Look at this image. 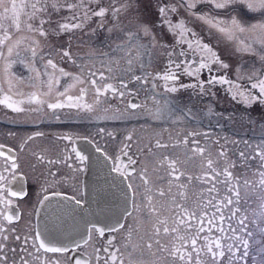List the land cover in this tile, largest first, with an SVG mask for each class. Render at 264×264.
<instances>
[{
    "label": "snow or ice",
    "instance_id": "1",
    "mask_svg": "<svg viewBox=\"0 0 264 264\" xmlns=\"http://www.w3.org/2000/svg\"><path fill=\"white\" fill-rule=\"evenodd\" d=\"M96 19L100 28L107 25L111 51L90 47L74 58L71 38L65 46L62 37ZM23 31L27 35H17ZM245 34L251 39H242ZM42 41L49 51L39 55ZM38 55L43 71L36 67ZM53 55L78 71L59 67L57 76ZM97 55L104 57L98 77L88 64ZM242 56L256 60L249 65L240 62ZM162 57L167 63L161 72ZM17 64L32 74L28 79L36 90L4 94L0 105L33 114L41 124L60 122L57 110L74 109L72 118L97 127L83 135L53 134L67 143L55 155L47 147L31 152V176L23 171L19 153L45 133L22 138L18 152L0 144V264H264V0H0V72L9 92L13 80L23 79L16 75ZM157 81L164 82L163 102ZM215 85H227L230 100L240 106L241 125L251 132L243 141L252 149L248 154L240 150L230 158L220 139L201 146L196 137L207 141V132L189 131L169 144L138 137L135 124L120 130L99 126L143 120L139 127L145 129L211 119L222 115L211 103L194 113L167 94L192 89L215 97ZM73 89L77 94H70ZM140 90L151 91L152 106L126 99L138 97ZM257 107L259 121L251 115ZM107 140L114 142L111 147ZM181 146L182 153L169 152ZM196 159L200 171L193 174L185 166ZM238 168L243 171L235 174ZM65 169L72 174L71 185ZM194 183L210 184L207 196L201 188L190 198ZM218 184L227 186L222 199L216 198ZM249 193L256 207L243 209L242 203L253 202ZM21 204L29 208L23 236L15 226Z\"/></svg>",
    "mask_w": 264,
    "mask_h": 264
},
{
    "label": "flooded vegetation",
    "instance_id": "2",
    "mask_svg": "<svg viewBox=\"0 0 264 264\" xmlns=\"http://www.w3.org/2000/svg\"><path fill=\"white\" fill-rule=\"evenodd\" d=\"M207 40L206 38H204ZM105 52V51H103ZM87 52L83 53H76L73 55L74 58H79L81 56H85ZM22 55H25V53L22 51ZM46 54L45 51L39 53V55ZM54 62L57 64V70L56 75L59 76V67H64L66 70H71L73 72H77L78 70L72 67L67 63L66 60L61 59L59 55H53L52 56ZM104 57H101L97 55L96 57L88 60V64L94 65L93 71H97V77L99 76V71H103L104 69L101 68V60H103ZM243 61H240L242 63H246L244 59H241ZM256 60V59H255ZM38 62L40 63V66L37 67L41 71H43V62L38 58ZM78 62H81L78 60ZM167 58L162 57L159 62V70L162 72L166 66ZM151 70V69H149ZM49 72H53L51 68L48 69ZM15 72L17 77H23V79H16L12 81V91L9 92V83L2 72H0V96L4 94L13 95L17 92H23L24 94H28L36 89H34L31 85L32 83H36L35 81H30L28 77L32 75L31 73H28L25 68L22 65L17 64L15 68ZM115 73H113L114 75ZM108 75V73H106ZM205 78L207 76V73L204 74ZM185 83H192L189 78L184 77ZM106 82H113V81H100L98 79V83H106ZM164 82L163 81H157V91L161 93V96L159 97L161 99V102H163V99L165 98V95L163 93V88L160 87ZM66 86L65 81H62L61 90H63V87ZM227 85H215L211 91L216 93L215 97H212L211 92L205 94L204 96H200L197 91H193L192 89L187 90H180L178 93L175 94H167L170 95L172 98L177 100L181 106H187L193 109L194 113H198L199 110L204 109L206 110L209 103H211L214 106V111L217 115L211 117V119H203L201 122H197L195 120L192 121H185L181 124H172L171 122H165L161 124H157L154 127L145 128L142 129L139 127L140 124H143L144 121L141 120L139 122H129L127 124H121L117 122H110L104 125L109 130L112 129H123L124 127H127L131 129L133 125L135 124L136 127V135L138 137H145V138H152L153 140L155 138H161L163 142H167L169 144L176 141V139L182 138L184 134H186L189 131H195L198 133H209V138L206 141L203 135L197 136L196 139L200 140L201 146L210 147L212 145V141L216 139H220L222 144H225V147L229 150V157L232 159L237 158L238 151L243 150L246 154L250 153L252 149H249L245 146L243 143L244 140H250L251 139V132L248 131L247 128L243 127L241 125L240 116H241V110L240 106H238L235 102L230 100V96L227 93ZM150 88V86H149ZM70 94H77V91L75 89L72 90ZM109 95H111L109 93ZM152 93L151 91L145 92L144 90H140L139 96H131L127 97L126 99H131L133 102H139V103H145L149 106H152L151 101ZM14 98H19L18 96H14ZM88 100L91 102L92 100V91L89 90L88 93ZM118 103V102H114ZM121 107H123L121 105ZM62 120L60 122H57L55 120H46L44 123H39V120L37 117H35L33 114L25 113V114H16L13 113L10 109L6 108L3 105H0V144L5 145V150L7 148H13L14 150L19 149V145L21 143V139L25 138L27 135L31 134L34 131H42L45 133V137L43 138H37L36 140L30 142L28 146L25 148L24 153H19L21 156V163L23 166V171L27 172L29 176L32 175L31 169L28 167L29 163L33 162V157L31 156V152L37 151L42 148H50L52 151H50L49 155H55L56 148H63L64 145L67 143V141H56L55 136L53 134H62L65 132L72 133L74 136L76 134L83 135L88 131H91L92 133H95V129L97 125L95 124H89L86 121H77L72 117H75L76 110L72 109H63V110H57ZM252 116L256 118L258 121L260 119L262 110L260 108H255L252 110ZM232 117V119H228V117ZM33 120H36V123H33ZM12 132L15 133V135L10 136L8 133ZM158 134V135H157ZM224 137H227V143H225ZM99 139V137H97ZM107 139V138H106ZM191 139V138H190ZM233 141H239V143H233ZM83 140H79L78 144H83ZM101 145L105 143V140L100 141ZM107 143L111 147V145L114 143L111 140H107ZM118 143V141H117ZM219 149V145H217L214 149V151H217ZM169 152L172 154H175L177 152L182 153L183 147L173 150L169 149ZM2 162V161H0ZM186 169L193 173L197 174L200 171V160L196 159L191 162H189L186 166ZM67 173L66 181L68 185L72 184V174L69 170H64ZM235 174H239L243 171V169H236L234 170ZM39 172V169L37 170V174ZM160 174H163V171H161ZM87 175L82 176V179L84 180ZM248 178L252 179L251 173L248 174ZM223 179V177H221ZM139 180L134 181V184H139ZM29 184L31 185V181H29ZM210 184H204L200 185L199 183H194L193 187L189 189V197L193 198L194 193H198L201 188L205 190V196H207V188L210 187ZM217 188L219 190V196H217V199H222L223 197L228 195L227 192V186L224 184H218ZM86 191V190H85ZM245 189L241 187V196L242 198L245 196ZM141 192H143V189L141 188ZM215 195V193H213ZM251 196V193H249ZM256 195H259V192H256ZM253 202L252 204L246 205L241 204V207L243 209H248L249 207L255 208L256 202H255V196H251ZM140 199V195L138 194V200ZM28 205L21 204L20 205V212H21V220L16 222L15 226L17 227L20 234L23 236L26 232L29 217H28ZM210 211H212L210 209ZM225 216L229 214L228 209L224 210ZM250 214V213H249ZM32 222L35 223V217L33 216ZM225 227H227V222L225 223ZM119 240V236H118ZM94 241H96L97 245H99L98 238L94 237ZM87 254H92V249L89 248L87 250ZM51 255V254H49ZM63 259V257H61Z\"/></svg>",
    "mask_w": 264,
    "mask_h": 264
},
{
    "label": "rangeland",
    "instance_id": "3",
    "mask_svg": "<svg viewBox=\"0 0 264 264\" xmlns=\"http://www.w3.org/2000/svg\"><path fill=\"white\" fill-rule=\"evenodd\" d=\"M104 2L108 3L109 0H104ZM99 24H100L99 19H96L95 22H89L90 26H86L83 29V31L75 30L74 32L70 34H66L62 37V41L64 42L65 46H67L69 37L71 38V44H72L71 51L73 55L76 53L88 52L90 47H94L95 49H97L98 53L103 52V51L110 52L111 47L113 46V42L112 40L108 39L109 34L107 32V25L104 28H100ZM93 28L96 29L95 33L91 31V29ZM198 29H199V25H198ZM17 35L18 36L27 35V32L23 31ZM202 36L203 38H206V39H208L209 37V33L206 27L203 29ZM242 39L250 40L251 38L247 34H245V36H243ZM211 42L215 44L216 43L215 38H213ZM42 45H43V52L45 51V53H47L49 51V48L43 41H42ZM38 58H39V55L37 56V59H36V67L40 66V63L38 62ZM241 59H244L246 64L250 65L253 62H255L256 58L242 56ZM240 61H243V60H240ZM257 66H258V63H257Z\"/></svg>",
    "mask_w": 264,
    "mask_h": 264
},
{
    "label": "water",
    "instance_id": "4",
    "mask_svg": "<svg viewBox=\"0 0 264 264\" xmlns=\"http://www.w3.org/2000/svg\"><path fill=\"white\" fill-rule=\"evenodd\" d=\"M88 179H89V176L85 177V182H87Z\"/></svg>",
    "mask_w": 264,
    "mask_h": 264
}]
</instances>
